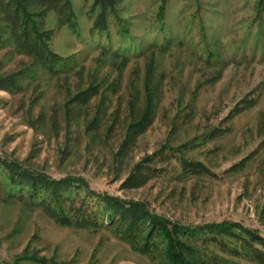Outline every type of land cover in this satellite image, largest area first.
I'll return each mask as SVG.
<instances>
[{
  "label": "rangeland",
  "instance_id": "374dc122",
  "mask_svg": "<svg viewBox=\"0 0 264 264\" xmlns=\"http://www.w3.org/2000/svg\"><path fill=\"white\" fill-rule=\"evenodd\" d=\"M93 3L72 0L77 31L48 14L57 74L33 69L21 92L0 90V156L175 223H238L264 238V0H120L103 31ZM30 66L0 51V77ZM86 90L98 94L75 103ZM149 93L153 123L124 146ZM138 167L147 182L122 188ZM7 190L0 171V264H152L111 231L63 227ZM235 231L243 239L209 244L204 258L260 264L264 248Z\"/></svg>",
  "mask_w": 264,
  "mask_h": 264
},
{
  "label": "trees",
  "instance_id": "16d2710c",
  "mask_svg": "<svg viewBox=\"0 0 264 264\" xmlns=\"http://www.w3.org/2000/svg\"><path fill=\"white\" fill-rule=\"evenodd\" d=\"M119 4L120 0H94L92 10L99 9V14L94 20L93 30H107L109 20L117 15ZM163 10L164 7L161 14ZM50 12L57 13L59 26L68 24L73 31H77L72 0H0V51L9 50L32 59L29 68L1 76L0 90L21 92L22 77H27L33 69H43L55 75L58 67L64 64L65 59L52 49L56 31L46 26ZM97 94L89 90L81 92L75 98V103L85 105ZM99 113L96 110L95 120H98ZM154 114L155 105L149 93L141 115L130 124L124 146L135 142L150 128ZM0 171L6 178L8 197L15 196L30 206L41 208L63 227L92 232L107 229L134 251L148 257L152 264H211L204 258L208 245H220L225 238L243 239L235 230L245 233L249 243L264 248L263 237L238 223L199 226L175 223L153 211L147 203L99 192L83 177L54 178L1 156ZM147 180V175L138 167L122 183V188L139 187ZM253 252H256L253 257L264 264V251L256 249Z\"/></svg>",
  "mask_w": 264,
  "mask_h": 264
}]
</instances>
